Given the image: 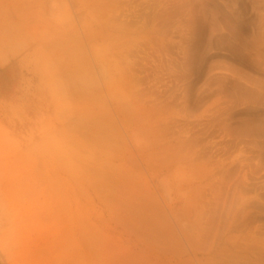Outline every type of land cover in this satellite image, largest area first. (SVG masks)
Returning a JSON list of instances; mask_svg holds the SVG:
<instances>
[{
	"label": "rangeland",
	"instance_id": "374dc122",
	"mask_svg": "<svg viewBox=\"0 0 264 264\" xmlns=\"http://www.w3.org/2000/svg\"><path fill=\"white\" fill-rule=\"evenodd\" d=\"M262 204L264 0H0V264H264Z\"/></svg>",
	"mask_w": 264,
	"mask_h": 264
},
{
	"label": "bare ground",
	"instance_id": "6f19581e",
	"mask_svg": "<svg viewBox=\"0 0 264 264\" xmlns=\"http://www.w3.org/2000/svg\"><path fill=\"white\" fill-rule=\"evenodd\" d=\"M89 68H90V67H88L87 69H89ZM139 79H140V77H139ZM84 81H86L85 78H84L83 82H84ZM85 87H86V85H85ZM227 118H228V117H227ZM222 127H223V126H222ZM223 129H224V127H223ZM238 138H239V137H238ZM253 140H255V139H253ZM254 142H256V141H254ZM241 160H242V159H241ZM242 161H243V160H242ZM232 166L234 167V165H232ZM237 166H238V164H237ZM242 166H243V164H242ZM235 167H236V165H235ZM235 167H234V168H235ZM223 172H224V170H223ZM237 173H238V172H237ZM220 174H221V173H220ZM223 175H224V174H223ZM230 175H231V174H230ZM220 176H221V175H220ZM226 176H227L226 179H229V177H228L229 175H226ZM239 176H240V175H239ZM222 177H224V176H222ZM222 177H220V178L222 179ZM236 178H238V177H236ZM223 179H225V177H224ZM223 179H222V180H223ZM231 179H232V178L230 177V180H231ZM238 179H239V178H238ZM238 179H237V180H238ZM230 180H228V181L230 182ZM234 180H235V179H234ZM239 180H240V179H239ZM242 180H243V179H242ZM261 180H262V179H261ZM228 181H227V182H228ZM219 182H221V180H220ZM223 182H224V183H227L226 180H225V181H222V182H221V185H222ZM233 182H234V181H232L231 183H233ZM236 182H240V181H236ZM224 183H223V184H224ZM231 183H230L229 185L233 187V184L231 185ZM235 184H236V183H234V185H235ZM239 184H243V183L240 182V183L236 184V187L239 186ZM246 184H247V183H246ZM217 185H218V187L221 186V185H219V184H217ZM225 186H226V185H225ZM240 186L242 187L243 185H240ZM244 186H245V185H244ZM244 186H243V188H244ZM246 186H247V185H246ZM246 186H245V187H246ZM236 187H235V188H236ZM213 188H214V187H213ZM227 188H228V186H227ZM233 188H234V187H233ZM233 188L230 187V190H231V189L233 190ZM235 188H234V189H235ZM214 189H215V188H214ZM228 190H229V188H228ZM238 190L240 191V189H238ZM238 190H236V191L233 190V191H235V192H231V191H230L229 193H230V195L232 196V195H233L232 193L235 194V193L239 192ZM253 190H254V189H253ZM241 191H242V189H241ZM214 192H215V190H214ZM226 192H227V191H226ZM226 192H225V193H226ZM223 193H224V192H223ZM227 193H228V192H227ZM216 194H217V193H216ZM216 194H215V195H216ZM218 194H220V198H221V196H222L221 193L218 192ZM226 195H227V194H226ZM236 195H237V194H236ZM216 196H219V195H216ZM237 196H238V195H237ZM237 196H236V197H237ZM225 197H226V196H224V198H225ZM226 198H227V197H226ZM226 198H225V199H226ZM233 198H234V195H233ZM233 198H231V199H233ZM237 198H238V197H237ZM240 198H241V197H240ZM240 198H239V200H240ZM242 198H243V197H242ZM217 199H219V198L217 197L216 200H217ZM228 199H229V198H227V200H228ZM223 200H224V199H223ZM223 200H222V201H223ZM250 200H252V199H250ZM253 200H254V199H253ZM219 201H220V199H219ZM232 201H233V200H232ZM242 201H243V200H242ZM255 201H256V200H254V202H255ZM246 202H247V201H245V203H246ZM254 202H253V204H254ZM217 203H218V201H217ZM248 203H249V201H248ZM253 204H251V205H253ZM241 205H242V204H241ZM243 205H245V204H243ZM248 205H249V204H248ZM248 205H246V206H248ZM249 206H250V205H249ZM262 206H264V205L262 204ZM250 207H251V206H250ZM250 207H249V208H250ZM247 208H248V207H247ZM249 208H248V209H249ZM242 209H243V206H242ZM244 209L247 210L246 207H245ZM251 209H252V208H251ZM255 209H256V208H255ZM253 210H254V209H253ZM242 211L244 212V210H242ZM184 228H185V227H184ZM181 230H182V229H181ZM187 230H188V231H187ZM189 230H190V232L192 233L193 230L188 229L187 227H186V230H183V231H184V237L187 239V241H189V243H188L187 245L190 244V246H191V245H192V242H194L195 239L192 240V236H191ZM193 233L195 234L196 232L193 231ZM182 236H183V235H182ZM193 238H194V237H193ZM187 241H186V243H187ZM190 246H189V249L191 248ZM195 246H196V245H195ZM206 246H207V245H206ZM193 247H194V243H193V246H192V249H191V250H193ZM207 249H208V248H207ZM208 250H209V249H208ZM183 251H184V250H183ZM194 251H196V248H194ZM204 251H205V250H204ZM173 255H174V254H173ZM175 255H176V254H175ZM179 255H180V254H179Z\"/></svg>",
	"mask_w": 264,
	"mask_h": 264
}]
</instances>
